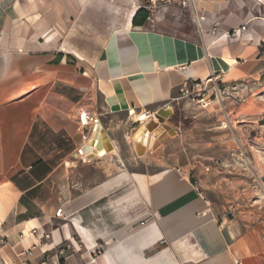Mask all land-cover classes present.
<instances>
[{
    "label": "crops",
    "instance_id": "obj_1",
    "mask_svg": "<svg viewBox=\"0 0 264 264\" xmlns=\"http://www.w3.org/2000/svg\"><path fill=\"white\" fill-rule=\"evenodd\" d=\"M189 2L166 31L134 26L140 6L116 25L98 0H0V264H264V219L217 216L179 169H130L164 147L137 149L136 115L187 80L218 78L228 124L264 135V0ZM98 126L113 150L80 153Z\"/></svg>",
    "mask_w": 264,
    "mask_h": 264
},
{
    "label": "rangeland",
    "instance_id": "obj_2",
    "mask_svg": "<svg viewBox=\"0 0 264 264\" xmlns=\"http://www.w3.org/2000/svg\"><path fill=\"white\" fill-rule=\"evenodd\" d=\"M101 7L112 10L116 25L136 6L150 12L151 26L168 31L171 16L187 18L189 0H98ZM162 20V21H161ZM99 31L88 36L95 37ZM221 105L203 108L187 99L175 100L165 122L170 124L166 136L160 140V154L153 159H131V171L158 172L179 169L202 193L208 208L217 216L248 223L254 218L264 219V170L259 153L264 155V135L257 128L240 127ZM135 126L132 130L134 132ZM171 131V132H170ZM143 156V155H142ZM140 176L131 174V188L124 194L129 202H148L146 190L139 187ZM116 191L115 201L122 196ZM143 194V196H142ZM127 202V201H125ZM231 216V217H230Z\"/></svg>",
    "mask_w": 264,
    "mask_h": 264
},
{
    "label": "built area",
    "instance_id": "obj_3",
    "mask_svg": "<svg viewBox=\"0 0 264 264\" xmlns=\"http://www.w3.org/2000/svg\"><path fill=\"white\" fill-rule=\"evenodd\" d=\"M200 19H204L203 16ZM264 46V44H263ZM225 89L222 88L221 81L218 78H210L206 80H187L182 84L176 96V100L187 99L195 104H199L203 108L211 105V102L218 99L220 103L223 100ZM82 121L85 122L83 115ZM62 209H59L57 216H62ZM49 235H47L48 237ZM63 253V251H62Z\"/></svg>",
    "mask_w": 264,
    "mask_h": 264
},
{
    "label": "bare ground",
    "instance_id": "obj_4",
    "mask_svg": "<svg viewBox=\"0 0 264 264\" xmlns=\"http://www.w3.org/2000/svg\"><path fill=\"white\" fill-rule=\"evenodd\" d=\"M83 118H84V120L87 119L86 113H83ZM135 118H136L137 122H140V123H139L138 127L136 128V130L133 132L132 137L135 140H136L137 136H139V135H142V137L146 138V135L148 133L147 139H146V144H142L139 142L141 146H144L146 148V150L152 149L153 144L156 142V140H158V139L161 140V138H164V136H166V134H167V128L165 127L166 124L161 123V125H160V122L156 118H149L151 120V122H153V124H154V128H152V129H149L148 126H145V125L143 127H141L146 122V119L148 118L144 113H139L138 115H136ZM166 126H168V125H166ZM99 128L100 127L98 126L97 130ZM94 150H95V152H94ZM80 153H84V155L87 154L88 156H93L94 154L102 156V155H104L105 152H104V149H100V148L96 149L95 146H92L90 150H86V151H84L82 148ZM258 157L260 158L259 164L262 167V170H264V155L262 153H259ZM142 196H143V194H142Z\"/></svg>",
    "mask_w": 264,
    "mask_h": 264
},
{
    "label": "water",
    "instance_id": "obj_5",
    "mask_svg": "<svg viewBox=\"0 0 264 264\" xmlns=\"http://www.w3.org/2000/svg\"><path fill=\"white\" fill-rule=\"evenodd\" d=\"M168 111H169V108H167V109L166 108H162V109L158 110V112L155 115V118H157V120L160 123H163V116H166V113ZM144 125L148 126L149 129L154 128V124H153V122H151L150 119L146 120V122L141 127H143ZM165 127L168 130V127L167 126H165ZM147 135H148V133H147ZM147 135H146V138L142 137V135L137 136L136 141H135L137 149L140 148V146H141L140 143L146 144ZM162 139L163 138H161V141H162ZM106 140H108V138L106 139V137H104V130L102 128H99L96 133L94 131L91 133L90 138L83 144L82 148H83L84 151L90 150L92 146H95L96 149L97 148L98 149L99 148L100 149H104L105 153H104L103 156H105L106 154H108L110 151L113 150V148H108ZM159 144L160 143L156 141L153 144L152 149H156L159 146ZM94 152H95V150H94ZM138 154L139 155H143L144 152L143 153L142 152L141 153L138 152Z\"/></svg>",
    "mask_w": 264,
    "mask_h": 264
},
{
    "label": "trees",
    "instance_id": "obj_6",
    "mask_svg": "<svg viewBox=\"0 0 264 264\" xmlns=\"http://www.w3.org/2000/svg\"><path fill=\"white\" fill-rule=\"evenodd\" d=\"M149 17H150V12L145 8H140L134 17L133 25L134 26L143 25L148 20Z\"/></svg>",
    "mask_w": 264,
    "mask_h": 264
}]
</instances>
